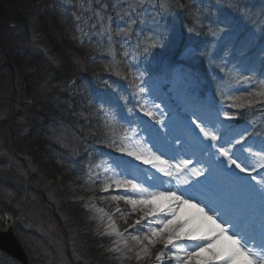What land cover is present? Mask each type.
<instances>
[{
    "label": "rangeland",
    "instance_id": "1",
    "mask_svg": "<svg viewBox=\"0 0 264 264\" xmlns=\"http://www.w3.org/2000/svg\"><path fill=\"white\" fill-rule=\"evenodd\" d=\"M257 1L261 2L260 6H264V0H216V3L214 0H181L180 4L187 2L196 7L199 10L197 14L205 16L209 21L207 33L213 44L207 50L213 55L220 51L221 45L238 36L252 41L255 48L261 39L264 40V16H258L256 7H252ZM128 2L129 0H76L73 5L63 8L72 10L73 23L78 31L76 45L82 47L92 40L91 32H96V37L105 44H112L111 49L116 52L117 43L126 40V37L116 33L128 25V17L121 20L116 13L126 9ZM151 2L158 7L153 9L146 4V10L138 17L140 19L134 18L139 24L138 30L142 29L144 34L159 41L156 47L158 57L154 55L152 61L151 53L144 55L140 52L133 61L131 55L127 58L123 56V50L120 55L116 52L114 61L111 54V63L104 72L110 81L104 85L106 80L102 83L101 79H97L96 83H102L103 87L94 94L91 90L92 82L84 78L86 72L65 86L59 84L53 71L50 72L42 63L53 57V50L43 37L40 22L48 13H59L60 5L55 0L50 3L44 0H14L7 15L0 21V229L6 224V215L13 213L15 234L29 255V264H152L149 263L151 259L135 258L139 247H132L130 237L142 236L149 227H155V224L142 220L134 228L129 227L132 225L130 221L120 225L128 226L127 231L122 232L131 251L125 247L124 240L115 234H107L111 231L110 222L105 221L95 230L98 212L96 206L104 208L108 201L112 203L106 206L105 213L114 216L116 220L121 215L126 214L128 217V214L140 212L133 211L131 205L120 200L130 207V211L116 214L117 207H112V204L117 201L97 196L100 192H106L102 191L105 182L112 183L113 178L122 179L125 176L133 178L123 172V166L132 167L137 175V182L139 177L149 176L137 164L139 161L126 152L119 151L121 146L131 147L128 142L120 141L125 130L135 128L140 133L137 140L144 137L148 143H152L148 134L140 131L151 126L159 129L162 136L165 133L170 135L171 140L179 137L190 143L189 120L194 118L195 113L205 121H213L231 129H249L253 134L249 137L248 144L254 151L264 148V110L258 117H252V109H249L243 118L246 107L235 110L234 113L242 114L234 116L233 120H227L223 115L224 112L233 114L226 106L234 105L233 98L241 96V87L250 92L251 84L255 82L264 89V53H254L253 48L241 44L239 47L228 46L222 50V56L214 63L210 61V56L208 61H203L206 55L198 52L195 46L200 42L197 27L186 25V32L183 33L182 27L175 23L172 33L180 38L185 36L186 46H190L182 55L187 63L198 65L202 71L208 66L211 79L218 78L226 71L230 74L221 79L220 89L217 90L216 83L208 86L201 71L197 70L195 74L183 69L181 65L168 64L172 61H167L166 58H172L170 52L175 48L172 42L175 44L180 41L170 36L169 23L177 18L175 6L171 0ZM236 2L239 3V8L231 6ZM105 4L108 5L106 9L103 8ZM161 4L170 7L164 10L159 7ZM96 12L100 15L96 16ZM77 16H81V20H77ZM109 16L112 17L111 21L108 20ZM141 19L143 23L139 22ZM101 23L105 27L111 24V42L101 30ZM93 24L96 25L95 28L92 27ZM190 28L193 31H189ZM221 28L225 30L218 38L209 31H219ZM78 29H83V32ZM259 46L258 50L264 52V41ZM156 48L152 49V53H155ZM61 55L53 60L52 66H55L56 72L62 64ZM249 59L252 61L248 62ZM94 60L99 59L91 58V61ZM117 63L120 71H126L125 65L131 63L133 71L142 74L138 84L147 91L140 93L134 85L131 105L129 95L125 97L121 94L122 85L115 84V80L121 78L112 67ZM157 63H163L160 66L161 73L149 76L146 73L147 66ZM239 66L256 77L250 79L245 76ZM245 77L249 78L248 82H245ZM176 79L180 86L173 83ZM212 88L214 90L206 92ZM90 95L92 102L97 103L98 118L90 111L91 106H88L87 99ZM65 103L71 104L68 106L71 107L69 111L72 119L80 120L81 125L77 122L79 128L64 119L59 107ZM154 104L159 105V110L163 112L161 118L166 125L164 128L146 116L141 108V105H146L148 109H153ZM128 109H132L131 113ZM112 116H115V120H111ZM113 125L117 130L116 136L112 135ZM91 129L95 130L96 135L90 134ZM255 130L259 132L255 133ZM113 139L117 141L115 146L112 145ZM95 140L102 145H95ZM160 143L163 144L162 138ZM247 163L251 165L253 161L248 160ZM111 169H115V173L119 175ZM252 175L257 179L264 177V168H258ZM237 177L239 180H236ZM94 179L98 184L93 183ZM200 180L201 183L195 189L190 185H181L178 191L195 190L204 193L209 190L216 193L215 189L227 186L240 198L248 197L247 203L254 209H258V205L261 207L259 196L254 191L259 185L234 168L213 167L207 178L201 177ZM170 183L177 190L176 181L172 179ZM74 192H77L76 196ZM78 194L86 199L79 200ZM117 246L122 249L121 252L110 250ZM159 247L162 248L163 245L157 243L149 246L152 257ZM0 261H3L2 254ZM165 261L166 264H175L174 261Z\"/></svg>",
    "mask_w": 264,
    "mask_h": 264
},
{
    "label": "snow or ice",
    "instance_id": "2",
    "mask_svg": "<svg viewBox=\"0 0 264 264\" xmlns=\"http://www.w3.org/2000/svg\"><path fill=\"white\" fill-rule=\"evenodd\" d=\"M146 4L153 9L158 7L151 0H129L127 8L116 13L121 20L128 17L127 28H120L116 35L130 38L132 26L137 23L134 16L140 17L146 10ZM176 6L184 7L178 0ZM231 6L240 7L238 2ZM107 7V4L103 5V8ZM159 7L167 10V7L170 6L161 4ZM94 14L100 15L99 12ZM76 19L81 20V16H77ZM108 20L111 21L112 17L109 16ZM139 22L143 23L144 21L141 19ZM195 22L200 23L198 14L195 16ZM92 27L95 28L96 25L93 24ZM78 30L83 32V29ZM101 30L107 34L108 41L111 42V24L109 23L108 27H105L101 23ZM224 30L223 28L219 31L209 29L211 34L217 38ZM189 31H193V29L190 28ZM158 43L159 41L153 36H144L141 39L137 35L135 51L130 53L125 49L123 56L127 58L131 55L134 61L137 53L142 52V54L148 55L152 49L158 46ZM120 47L123 49L124 45L121 44ZM110 52L115 61V49L110 48ZM112 67L117 76L125 80L131 77V83L136 85L140 93L147 91L136 84V81L141 80L142 74L133 71L131 63L125 65L126 71H120L118 63ZM244 80L248 82L249 78L245 77ZM256 95L264 96V91L256 93ZM233 99V106L236 108L252 107L255 103L264 104V101L253 99L252 94H249L248 98L235 97ZM141 108L144 114L155 120L161 128L166 127L161 118L163 112L159 110V105H153V109L159 111L148 109L146 105H141ZM128 111L131 113L132 109H128ZM223 115L227 120L235 119L228 112H224ZM193 117L189 120L191 127L188 128L190 143L182 141L179 137L168 141L167 133L162 136L159 129L151 126L140 131L146 132L152 143H148L144 137L137 140L140 133L135 128L125 130L123 136L120 137L121 143L126 141L131 145V147H119L120 152H126L127 155L154 169L161 176L168 177L170 180L174 179L177 190H173L171 187L161 190L164 182L160 180V177L151 175L141 182H137L135 176L131 179L126 176L122 179L113 178L112 183L105 182L102 191H108L113 185L117 190L123 189V195H115L111 199L123 200L132 206L133 211L142 213L140 219H137L135 224L129 227L134 228L135 225L141 223V220H147L149 224L156 225L149 227L142 236L131 235L132 247H139V251L135 253L137 260L151 259L152 253L149 251V246L160 243L163 247L155 253V261L160 264H163L166 259L174 261L175 264H264V177L257 179L252 175V172L258 168H264V148L259 151L253 150L248 144V139L253 133L247 128L243 130L231 129L213 121H205L195 113H193ZM111 120H115V116H112ZM111 131L113 136L117 135L114 125ZM161 138L163 144L160 143ZM116 143L117 141L113 139L112 145L115 146ZM248 160H252L253 163L250 165L247 163ZM225 166L248 175L259 185L257 189H254L261 201L258 215L230 199H223L218 205L209 206L197 202L194 193L187 190L179 191L178 194L181 185H190L195 189L196 185L201 183L200 178H207L213 167L222 169ZM116 167L118 168L119 165ZM111 170L115 173V169ZM115 174L119 175V173ZM236 180L239 178L237 177ZM160 202L168 203L165 207ZM182 206L194 208L196 213L182 219L179 215ZM116 211L119 212L120 208L117 207ZM105 215L108 214L105 213ZM108 219L112 232L107 234H115L124 240L125 247L131 251L132 248L128 247V240L124 237V233L116 228L110 215ZM125 222L127 223V221ZM182 241L188 243H182ZM110 250L122 251L119 246Z\"/></svg>",
    "mask_w": 264,
    "mask_h": 264
},
{
    "label": "trees",
    "instance_id": "3",
    "mask_svg": "<svg viewBox=\"0 0 264 264\" xmlns=\"http://www.w3.org/2000/svg\"><path fill=\"white\" fill-rule=\"evenodd\" d=\"M13 1L14 0H0V21L2 18H4L7 15V10L9 6L13 3ZM44 1L47 3L51 2V0H44ZM91 1H97V0H91ZM171 1H172V4L175 6V10H176L175 17L177 18L173 21H170L169 23L170 24L169 29H170V34H171L170 36H172L174 40L179 39L180 41H176L175 44H174V41L172 42V45L175 46V48L173 47L174 48L173 51L170 52L172 53V58L167 57L166 60L172 61V62H169L171 64L176 63V62L182 63L188 70H190L192 73H195V74L197 70L201 71L205 75V81L208 86H211L212 84L216 83L217 90L220 89V83L222 81L221 79H223L226 75H230V74L226 71L223 74H221L218 78L213 77L211 79V75L208 73V66L204 68V71H202L199 69L198 65L194 66L192 64L187 63V61L181 60L180 55L183 52V50L187 47L186 46L187 43L185 42L187 38L185 36H182L180 38L176 36V33H172L174 31L173 29H174L175 23L179 24V26L182 27L183 33L186 32V25L188 27H193V26L197 27V30H198L197 33H199L198 35L200 36V42L198 44H195V46L198 49V52H202L203 55H206V57H203L204 58L203 61L205 59L208 61V56H210V61H213L214 63L215 61H217V59H219L222 56L220 52H222V50H224L228 46H232L235 48V47L241 46V44L245 45V42H247L249 46H252L251 42L248 41L247 39H243V36H239L238 39L236 40L232 39L229 42L221 45L220 46L221 48L219 49L220 51L217 54L212 55L207 50L208 46L213 44L211 43V38H209V33H207V29H208L207 26L210 25L207 18H205V16L203 15H199L200 23H196L195 16L197 15V12L199 11L198 9H196V7L191 6L186 2L183 8H179L176 6L177 0H171ZM214 1L216 3V0ZM55 2H57L60 5L59 13L57 12L48 13L47 15L44 16V18L40 22V25L42 26L43 37L46 43H48L50 47L52 48L53 50L52 55L54 58L53 57L48 58L44 60L42 63H44L45 67L48 70H50V72L53 71L54 77L58 79L59 84H65V86H68L71 83V81H73L75 78L79 79L81 76H83V72L84 73L86 72L85 75L86 74L87 75L84 76V78L92 82L91 90H92V93L94 94L97 89H100L103 87V84H102L103 81L105 80L107 81L104 85H107V83L110 81L109 76L105 75L104 72L107 71L108 69V68L106 69V66H108V64L111 63L109 59L111 58L110 48L112 47V44L110 45L107 42L105 44L104 41H101L96 37V32H91L92 40L85 43L82 47L79 46L78 44L76 45V42L78 39V31L76 29V24L73 23L74 21L73 16L71 15L72 10L70 9L63 10V8H68L70 5H73L76 2V0H55ZM178 2L180 3L181 0H178ZM196 6L198 5L196 4ZM199 7H200V4H199ZM262 9L264 12V6ZM138 28H139V24L138 23L134 24L132 26V34L130 38L126 37V40L122 41L121 43H117L118 45V47L116 46L117 54L119 55L122 54V51L125 49L128 50L129 52L135 51V46L137 43V35H139L141 39H143L144 36H150V35L144 34L142 29L138 30ZM262 41L263 39L261 40V42ZM170 43L171 42H169V44ZM121 44L124 45L123 49L120 47ZM157 50L158 49L156 48L155 53H152V50H151L150 60L154 59L153 58L155 57L154 55H156V58L158 57L156 54ZM59 54H62L61 55L62 57L60 60L62 64H60L61 67L56 72L55 66H52V64H54L53 60L55 59L56 56L58 57ZM168 55L170 54L168 53ZM91 58L99 59V60L91 61ZM249 61H252V59H249L248 62ZM235 63L236 62H234V64ZM162 64L159 65L157 63L156 65L147 66L146 73L149 74V76L153 74H157L160 71V66ZM82 67H85V68H82ZM239 70L245 76H249L250 79H252L253 77H256L255 75L250 74L249 71L246 70L242 66H239ZM258 78H260V76H258ZM97 79H101L102 83H96ZM115 81H116L115 84L122 85L121 94L125 95V97L129 95V99H130L129 101L131 105V98H132L131 95L133 92V86L135 85L131 83V77H129L128 80H125L121 77V78H117V80ZM138 83H139V80L136 81V84ZM134 88H136V85L134 86ZM212 90H214V88L206 92H210ZM239 90H240L239 92L241 93L240 94L241 98H248L249 94H252L253 99L257 101H264V96L256 95V93L264 91V89L260 86V84L253 82L251 84L250 92H247L245 88H242V87ZM91 99H92V96L90 95V98L88 97L87 99L88 106H91L90 111L95 117H97L96 113L98 112L99 109L97 108V103H93ZM68 105H71V104L65 103L63 105H60L59 109L61 110V113L63 114V117L65 120H67L73 126H76L79 128V124H77V122L80 123V120L76 118L72 119L73 116L70 114L71 112L69 111L71 107L69 108ZM226 107L230 113H233V115L242 114V113H238V114L234 113V111L238 109L234 106H226ZM249 109H252V113H251L252 117H258L261 114V111L264 110V104L255 103L252 107H246L244 109V113L245 112L246 113L242 115L243 118L248 113ZM246 119L247 118H245V120ZM254 132L258 133L259 130H255ZM90 134L96 135L95 130L91 129ZM95 141H96L95 145H102V143L98 142V140H95ZM2 256H3V261H0V264H4V263L15 264V262L9 259L8 257L4 255Z\"/></svg>",
    "mask_w": 264,
    "mask_h": 264
},
{
    "label": "bare ground",
    "instance_id": "4",
    "mask_svg": "<svg viewBox=\"0 0 264 264\" xmlns=\"http://www.w3.org/2000/svg\"><path fill=\"white\" fill-rule=\"evenodd\" d=\"M173 83H175L176 86H180V84H179V82H178L177 79ZM167 139H168V141H170L171 140V136L170 135H167ZM137 164L139 166L143 167L148 172L149 176L155 175V176L160 177V180L164 182L161 190H163L164 188H169V187H171L173 189V187L171 186V184L169 182L170 179L168 177L161 176L154 169L150 168L147 165H143L140 162H138ZM123 172H125V174H127L128 176H131V177L135 176V177H137L136 173H134V170L132 169L131 166H123ZM145 180H146V178H141V177L138 178V182L145 181ZM93 183L96 185V184H98V181L96 179H94ZM173 190H175V189H173ZM215 191H216V194L218 196L217 197H212V198L209 197L207 194L194 193L195 191L193 193H194V195L197 198V202H200L201 204H208L209 206H216L219 203H221L223 199H230L234 203L239 204L241 207H245V208H247L250 211H254L257 215L260 212V210L253 209L250 205L247 204V202L249 200L248 197L240 198L234 191L228 189L227 186L224 189L217 188V189H215ZM73 194L76 196L77 195V192H74ZM123 194H124V190L123 189L117 190V189H115V186L113 185V187L110 188L108 191L103 192V193L100 192L97 196L103 197L104 199H108V198L111 199L112 196H115V195H123ZM178 194H179V191H178ZM78 198H79V200H85L86 199L84 196H79V194H78ZM87 199H90V197L87 198ZM111 203H112L111 201H108L105 204V207L104 208H101L99 206H96V209L98 210V212L96 214L97 220L95 222V230H97L99 226L103 225V223L105 221H108V223L110 222L109 219H108V216L109 215H105V208H106V206H108ZM160 203H163L164 206L166 207L168 202H160ZM112 207H119L120 208V211L117 212L116 214L121 213V212L128 213L130 211V207L127 206V205H124L120 201H117L116 204H112ZM101 209L103 211H100ZM195 213H196V209L190 208L188 206H182V211H179V215H180V217L182 219H185L189 215H193ZM141 215H142L141 212H139V214H128V217L125 214V215H123L124 217L122 215L119 216V218L117 220L115 219L114 216H111V215L110 216L112 217V222L115 223L116 228L119 231L122 232V231H125V229H127L128 226L120 227L121 224H123L125 221H130L131 224L133 225V224H135V221L137 219H140ZM125 216H126V218H125ZM120 221H122V222H120ZM141 222H142V220H141ZM110 232H112V229H111ZM185 243H188V242L185 241ZM161 249L162 248L159 247L157 251H159ZM155 253L153 254V257L151 258V260L149 261V263L158 264V262L155 261ZM163 264H166V261H164Z\"/></svg>",
    "mask_w": 264,
    "mask_h": 264
},
{
    "label": "water",
    "instance_id": "5",
    "mask_svg": "<svg viewBox=\"0 0 264 264\" xmlns=\"http://www.w3.org/2000/svg\"><path fill=\"white\" fill-rule=\"evenodd\" d=\"M0 250L21 264H28L29 262L26 251L15 236L12 215H8L5 228L0 230Z\"/></svg>",
    "mask_w": 264,
    "mask_h": 264
}]
</instances>
